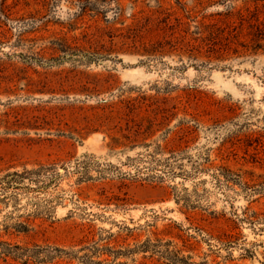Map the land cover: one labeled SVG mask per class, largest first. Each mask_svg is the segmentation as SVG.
<instances>
[{
    "label": "rangeland",
    "instance_id": "1",
    "mask_svg": "<svg viewBox=\"0 0 264 264\" xmlns=\"http://www.w3.org/2000/svg\"><path fill=\"white\" fill-rule=\"evenodd\" d=\"M43 165L5 240L264 264V0H0V176Z\"/></svg>",
    "mask_w": 264,
    "mask_h": 264
},
{
    "label": "trees",
    "instance_id": "2",
    "mask_svg": "<svg viewBox=\"0 0 264 264\" xmlns=\"http://www.w3.org/2000/svg\"><path fill=\"white\" fill-rule=\"evenodd\" d=\"M60 179L61 174L55 165H43L0 176V205L9 207L10 204H13L15 207L14 210L6 214L4 217L6 220L0 222V257H4L6 260L12 258L21 264H125L116 263V260L111 262L104 258V255L111 253L112 250L100 248L97 243L79 250H67L48 244L23 246L4 239L5 236L15 233L30 232L33 226V217L50 216L55 198L49 191L58 186ZM81 179L87 178L83 176ZM23 197H28L33 208L28 212L16 215L17 205ZM182 199L184 198L177 196L178 202ZM113 253L117 257L122 252ZM169 260L173 264H196L184 257L180 258L178 255L176 258L170 256Z\"/></svg>",
    "mask_w": 264,
    "mask_h": 264
}]
</instances>
